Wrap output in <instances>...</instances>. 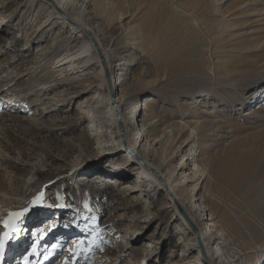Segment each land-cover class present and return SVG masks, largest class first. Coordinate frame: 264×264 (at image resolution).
<instances>
[{
  "label": "rangeland",
  "instance_id": "rangeland-1",
  "mask_svg": "<svg viewBox=\"0 0 264 264\" xmlns=\"http://www.w3.org/2000/svg\"><path fill=\"white\" fill-rule=\"evenodd\" d=\"M18 2L0 8V97L11 94L8 102L15 100L17 109L0 105V200L7 205L4 214L28 211L12 217L20 231L0 264H25V257L38 264L42 252L39 264H193L198 245L164 189L139 174L135 162L123 166L131 175L127 181L141 180L140 192L130 195L105 179H115L111 170L123 167L108 152L95 155L96 139L111 144L116 133L102 127L101 136L87 137L88 120L78 107L95 91L104 93L97 60L78 61L75 74H53L59 55L78 50L81 33L49 15L43 0ZM126 6L124 17L97 15L92 27L112 64L130 61L114 70L131 85L123 111L131 116L134 105L137 113L141 108L130 120L133 132L147 105L152 124L170 127L175 137L163 149L165 174L190 157L188 173L194 157L205 173L211 160L218 167L231 163L235 179L246 175L241 190L219 176L202 177L187 206L195 208L197 222H206L199 201L192 200V194L202 196L215 220L206 230L208 242L223 239L224 250L239 254L237 262L264 264V0H126ZM112 26L118 29L110 34ZM190 150L195 153L189 156ZM18 200L22 204L10 209ZM73 215H79L76 232L46 229L51 217L57 229ZM0 231H6L2 222Z\"/></svg>",
  "mask_w": 264,
  "mask_h": 264
},
{
  "label": "bare ground",
  "instance_id": "bare-ground-1",
  "mask_svg": "<svg viewBox=\"0 0 264 264\" xmlns=\"http://www.w3.org/2000/svg\"><path fill=\"white\" fill-rule=\"evenodd\" d=\"M43 1H45L46 5H48L47 9L51 10L50 11L51 13H49V15L55 14L57 16V19L60 20L59 21L60 24H67L66 26H69L72 32H78V33L80 32L83 37V41L81 42L78 50L72 52L69 49L64 54L59 55V57L56 60V63H54L53 65V69H55L53 70L54 71L53 74H56V77H58L61 76L64 72H68V71L71 72L70 74L72 73L75 74L79 72L77 68L79 67L78 61L80 60L81 62H83L95 58L97 60V63L99 64L98 66L100 68L99 71L101 77L100 84L104 89V93L95 91L93 93L94 96L80 100L78 103V107L81 113H83L82 117L84 118V120H88L87 122L88 128L84 132L87 137L101 136L100 134L102 132V127H106L110 129L113 128L114 130L113 132L116 133V137H114V140L113 141L110 140L111 144H109V140L107 141L100 137H97L96 139V142L98 143L99 146L97 148L95 155H103L101 153H104L105 155L106 154L105 152H108L109 155L111 156L110 160L111 161L114 160L112 163H118V165L123 167L121 169L117 168V170L116 169L111 170L112 174L115 176V179L112 177H105V179H107V181L109 182L108 184L115 183L114 184L115 187L124 190L126 193L128 192V194L130 195L138 191L140 192L141 186L139 183H141V180H135L133 182L127 181L129 180V176L131 175H129L128 173L129 170H127V168L125 169L124 167L126 166L129 168L130 166L134 165L133 164L134 162L137 163L139 166L138 167L139 174L145 175V178L152 180V182L155 181L159 188L164 189V191H166L169 197L172 198L176 211H178V214L181 216V218L184 219L185 223L187 224V227L190 230L189 235L193 237V241L196 242L199 249V254L195 258V260L192 261L194 262L193 264H242L240 262H237L239 256L238 253L234 252L233 250L231 252L224 250L227 247L226 246L227 243H225L224 245L223 239L216 240V242H213V244L211 242H208V239L206 237V230L210 231L209 228H212L215 225L214 224L215 220L213 214H211V211L209 209L205 210L206 208V206H204L205 200L202 198V196L197 197L196 194L195 195L192 194V200L193 201L196 200L197 202L199 201L197 204L198 207L204 212L203 220H206V222L202 223V219L199 222H197L198 216L194 212L195 208L193 209V206L189 205L190 207H192L189 209L187 205L190 202L189 199L191 198V190L192 192H196L200 183V179L202 177H203L202 180L208 181L211 179H215V177L219 176L222 179L226 180V182L230 184L234 189L241 190L247 187L248 180L246 175L241 173V175L237 177V179H235V176H233L231 173V171L233 170V165L231 163L225 161L224 165L222 164V167H218L215 166L211 160L207 161V165L210 167V170L207 173H205L204 172L205 168L203 167V164L198 159H194V157H191V165L193 168L189 170L188 173L187 171H185V166L187 165L188 159H190V157H187L186 159L183 160V162L178 163L177 165L179 166L178 172L179 171L181 172H179L178 174L176 172V175L175 176L173 175V171L177 169L176 166V167H172V169L170 167L171 170L170 175L165 174L162 170L163 167L165 166L164 162L166 159L164 155L165 153H163V149L167 148L166 144H171L174 141L175 138L174 134L171 135L172 130L168 131L170 127H165L163 130L157 129V126H155L151 122L153 119L149 118V116L146 114L147 112H150V109L146 110L147 108L146 105L140 121L141 127L136 132H133L131 128L130 120L131 118L134 117H140L141 108L140 110H138L137 113V107L136 105H134L133 109H135V111L132 112L131 116H127V112L123 111L122 104H125V100L129 97L128 95L130 94L131 91V85L127 84V80L125 81V78L121 79V75L119 73L115 74L114 69L115 67H117V70H122L125 68L127 64L130 65V61L127 60L126 58H122L117 61V64L114 62H113L114 64H112V61L110 60L109 55L106 52L103 43L100 41L97 33L94 31L92 27L93 24L92 19L95 18L97 15L104 16L105 17L104 19L110 21L124 17L126 13H128V7H127L128 5L126 6V0H43ZM13 5L20 6L18 0H0L1 9L8 8ZM89 9L90 12H87V10ZM183 9L186 12L190 13L191 18L194 17L192 15V12H190L188 9L184 7ZM7 16L8 15H5V17ZM3 21H4V17L3 19L0 20V26L3 25ZM117 29H118L117 27L112 26L110 28V34H112L113 31H116ZM43 48L44 47H41L39 50H42ZM62 66H65L66 68L68 67V69L63 70ZM66 75L67 74L59 78H63ZM59 84H61V82L55 83L53 84V86ZM91 85H93L92 81H90L87 84V86L89 87ZM43 86H45V84H43ZM47 87L48 86L43 88L47 90ZM49 89L51 88H48V90ZM117 89L120 90L116 92ZM262 89L264 90V86H262ZM85 90H86L85 92H87V90L90 89L85 88ZM2 92L3 90H0V94ZM10 95L11 94H6L1 96L0 100L2 102H0V105H2V108L4 107L5 109L7 108V110L16 111L17 109H15L14 107L15 100L8 102L10 99H12ZM57 98L58 99H56V101L61 100L60 96H58ZM181 129H183V127H178V131H181ZM157 144L159 149L156 148ZM196 148L199 149V146H197ZM161 149L162 152L158 153V151ZM121 151H124V153L122 152L123 159L122 161L119 162L117 161L119 160L117 159L119 157H117L116 155ZM194 153H195L194 150H190L189 156L193 155ZM200 154L202 155L201 150H200ZM150 156H153V158L151 159ZM183 158L184 155L182 159ZM92 160L93 158L86 161L87 165L93 164ZM224 169H228V172H226ZM140 178L142 179L143 177ZM193 187L195 189H192ZM263 196H264V191H263ZM136 199L137 198L135 197L132 198L133 202ZM20 200H18L17 202L11 201L9 208L13 209L12 206L16 204L21 205L22 202H20ZM137 200L139 201V199ZM197 204L195 203V205ZM135 205L136 204H134L133 206ZM6 206H7L6 203H4L3 200L2 201L0 200V215H1L0 225L1 222L4 221V215L9 216L10 214L8 212H6L5 214L3 213L4 208ZM128 207H131V205H129ZM78 217L79 215L77 216L73 215L72 217H70V219L60 222V226L57 229H56L57 220L51 217L50 219L51 220L54 219L55 221L51 226L48 225L46 229H48V231L50 230V228L54 229L55 231H60V232L64 231V234L65 231L67 230H69V232L74 233L76 232L77 229L75 225L79 223L78 222L79 219L77 220ZM75 220L76 223H74ZM1 232L2 231H0V233ZM17 239L19 240L20 237H18ZM38 249L39 247L34 248L36 255L39 257L40 254ZM223 252L226 253L223 254ZM44 253L45 252H42L39 261H41L43 259L42 257L45 256ZM229 253H233V255H230ZM223 255L225 256V258H221ZM217 258H219L218 261ZM221 259H223V261ZM262 263L263 262L261 261L259 264Z\"/></svg>",
  "mask_w": 264,
  "mask_h": 264
},
{
  "label": "snow or ice",
  "instance_id": "snow-or-ice-1",
  "mask_svg": "<svg viewBox=\"0 0 264 264\" xmlns=\"http://www.w3.org/2000/svg\"><path fill=\"white\" fill-rule=\"evenodd\" d=\"M26 211H28L27 208H25L22 212L11 213L8 219H5L4 221H2L3 226L6 229V231H4L3 233H0V262L3 261L6 244L12 239H14L15 234L20 231L16 227L15 223L13 222L12 217L19 218L23 216L24 212ZM25 264H31L28 257H25Z\"/></svg>",
  "mask_w": 264,
  "mask_h": 264
}]
</instances>
